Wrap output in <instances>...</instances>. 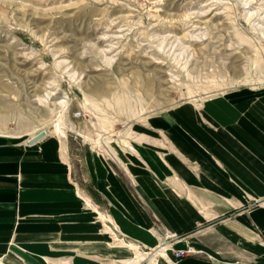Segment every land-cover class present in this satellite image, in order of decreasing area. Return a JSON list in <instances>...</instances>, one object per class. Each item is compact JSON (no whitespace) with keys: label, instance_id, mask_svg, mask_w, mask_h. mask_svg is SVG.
I'll list each match as a JSON object with an SVG mask.
<instances>
[{"label":"rangeland","instance_id":"1","mask_svg":"<svg viewBox=\"0 0 264 264\" xmlns=\"http://www.w3.org/2000/svg\"><path fill=\"white\" fill-rule=\"evenodd\" d=\"M235 89H264V0H0V138L26 145L42 131L77 175L86 151L116 167L144 146L165 162L172 148L149 122L192 105L213 128L202 106ZM259 205L242 191V213ZM94 213L110 241L131 244L106 208Z\"/></svg>","mask_w":264,"mask_h":264},{"label":"crops","instance_id":"2","mask_svg":"<svg viewBox=\"0 0 264 264\" xmlns=\"http://www.w3.org/2000/svg\"><path fill=\"white\" fill-rule=\"evenodd\" d=\"M202 115L213 128L192 105L149 122L172 148L163 163L144 146L135 147L134 156L118 155L116 167L86 151L80 175L71 171L55 139L25 145L0 138V264L260 262L264 89L213 97ZM158 141L149 138L148 144ZM166 177H172V187L164 184ZM242 191L260 202L248 215L240 211ZM102 207L131 244L110 241L102 231L94 213ZM164 231L172 242H163ZM181 250L191 255L175 258Z\"/></svg>","mask_w":264,"mask_h":264},{"label":"water","instance_id":"3","mask_svg":"<svg viewBox=\"0 0 264 264\" xmlns=\"http://www.w3.org/2000/svg\"><path fill=\"white\" fill-rule=\"evenodd\" d=\"M43 135H44V133L43 132H40L39 134H37L33 138L28 139L27 140V143L28 144H32V143L36 142L38 139H40Z\"/></svg>","mask_w":264,"mask_h":264},{"label":"built area","instance_id":"4","mask_svg":"<svg viewBox=\"0 0 264 264\" xmlns=\"http://www.w3.org/2000/svg\"><path fill=\"white\" fill-rule=\"evenodd\" d=\"M115 241H116L117 244L125 246V244L122 243V239L121 238L119 240H115ZM173 255H174V257H178L179 256V254H177V253H174Z\"/></svg>","mask_w":264,"mask_h":264},{"label":"bare ground","instance_id":"5","mask_svg":"<svg viewBox=\"0 0 264 264\" xmlns=\"http://www.w3.org/2000/svg\"><path fill=\"white\" fill-rule=\"evenodd\" d=\"M41 132H42V131H41ZM39 133H40V132H39ZM39 133H38V134H39ZM36 135H37V134H36ZM36 135H34V136H36ZM34 136H33V137H34ZM33 137H31V138H33Z\"/></svg>","mask_w":264,"mask_h":264}]
</instances>
